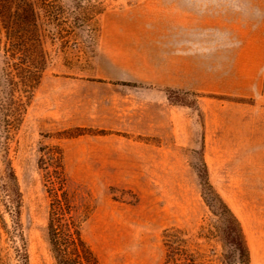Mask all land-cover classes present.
I'll list each match as a JSON object with an SVG mask.
<instances>
[{
    "label": "rangeland",
    "instance_id": "374dc122",
    "mask_svg": "<svg viewBox=\"0 0 264 264\" xmlns=\"http://www.w3.org/2000/svg\"><path fill=\"white\" fill-rule=\"evenodd\" d=\"M137 1L0 0L2 264L19 237L57 264L51 233L96 264H229L201 186L264 264V62L247 94L104 79L103 16Z\"/></svg>",
    "mask_w": 264,
    "mask_h": 264
},
{
    "label": "crops",
    "instance_id": "0c3cea01",
    "mask_svg": "<svg viewBox=\"0 0 264 264\" xmlns=\"http://www.w3.org/2000/svg\"><path fill=\"white\" fill-rule=\"evenodd\" d=\"M262 0H138L107 11L97 63L104 79L247 94L264 62ZM258 27V26H257ZM235 81V82H232Z\"/></svg>",
    "mask_w": 264,
    "mask_h": 264
},
{
    "label": "trees",
    "instance_id": "16d2710c",
    "mask_svg": "<svg viewBox=\"0 0 264 264\" xmlns=\"http://www.w3.org/2000/svg\"><path fill=\"white\" fill-rule=\"evenodd\" d=\"M42 50L43 54L46 55L47 51L45 49ZM201 194L205 204L212 213L221 219L224 245L229 264H247L249 252L237 217L224 199L211 186H208L207 189L201 186ZM11 241L17 264H29L25 238L19 237ZM50 242L57 264H96L86 255H71L67 253L61 246L60 239L54 233H51ZM2 263L3 258L0 255V264Z\"/></svg>",
    "mask_w": 264,
    "mask_h": 264
}]
</instances>
